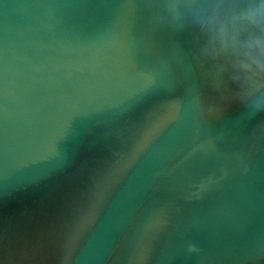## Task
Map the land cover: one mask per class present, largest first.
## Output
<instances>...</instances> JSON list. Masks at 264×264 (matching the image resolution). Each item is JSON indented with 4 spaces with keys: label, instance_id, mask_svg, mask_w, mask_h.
<instances>
[{
    "label": "water",
    "instance_id": "water-1",
    "mask_svg": "<svg viewBox=\"0 0 264 264\" xmlns=\"http://www.w3.org/2000/svg\"><path fill=\"white\" fill-rule=\"evenodd\" d=\"M0 264H264V0H0Z\"/></svg>",
    "mask_w": 264,
    "mask_h": 264
}]
</instances>
